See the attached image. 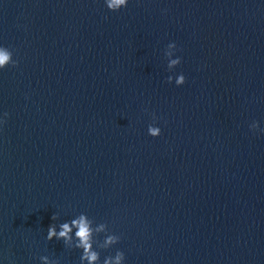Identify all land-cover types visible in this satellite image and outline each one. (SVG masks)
Masks as SVG:
<instances>
[{"label": "water", "instance_id": "1", "mask_svg": "<svg viewBox=\"0 0 264 264\" xmlns=\"http://www.w3.org/2000/svg\"><path fill=\"white\" fill-rule=\"evenodd\" d=\"M0 47V264L81 213L100 264H264V0H0Z\"/></svg>", "mask_w": 264, "mask_h": 264}, {"label": "clouds", "instance_id": "2", "mask_svg": "<svg viewBox=\"0 0 264 264\" xmlns=\"http://www.w3.org/2000/svg\"><path fill=\"white\" fill-rule=\"evenodd\" d=\"M105 6L110 11H118L122 7H126L128 0H104ZM166 49H174L175 45L169 43ZM165 57L172 56V52H165ZM180 58L176 57L175 59H168L167 68L171 71L178 64H180ZM15 67L17 61L13 60L12 52L5 48L0 47V69H4L7 66ZM173 77L168 76L167 82L172 83ZM185 77L181 73L175 78V85L180 86L184 84ZM7 113H4V116L7 117ZM155 116L153 120L155 121ZM3 121H0L2 123ZM250 130L256 131L258 129V123L253 121L249 125ZM160 128L150 124L147 128V134L155 138L160 135ZM259 131L264 132V129H259ZM51 219L54 221L57 219L56 214L54 213ZM57 227L59 230H57ZM73 229H75L74 235ZM105 233V237L102 242L94 240V235ZM53 238L57 240H62L64 245L69 248H75L81 250L80 255V264H100V255L99 252L94 250L93 244L96 245V248L107 249L112 245H115L120 237L115 234L108 232L107 225L105 223H99L93 227V220L89 219L86 214H79L70 221L62 222L58 226L56 224L49 225L47 229L46 240L50 241ZM39 260L41 264H58L56 260L50 259L48 256H40ZM124 254L123 252L117 250L114 256H107L103 259L102 264H123Z\"/></svg>", "mask_w": 264, "mask_h": 264}]
</instances>
